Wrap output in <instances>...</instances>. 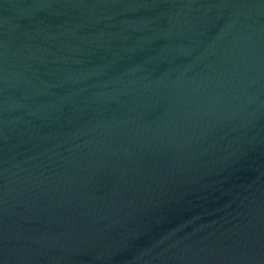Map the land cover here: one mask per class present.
<instances>
[{
	"label": "water",
	"instance_id": "1",
	"mask_svg": "<svg viewBox=\"0 0 264 264\" xmlns=\"http://www.w3.org/2000/svg\"><path fill=\"white\" fill-rule=\"evenodd\" d=\"M0 264H264V0H0Z\"/></svg>",
	"mask_w": 264,
	"mask_h": 264
}]
</instances>
